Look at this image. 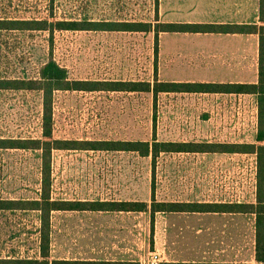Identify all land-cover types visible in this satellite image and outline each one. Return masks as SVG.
<instances>
[{
  "label": "rangeland",
  "instance_id": "rangeland-1",
  "mask_svg": "<svg viewBox=\"0 0 264 264\" xmlns=\"http://www.w3.org/2000/svg\"><path fill=\"white\" fill-rule=\"evenodd\" d=\"M157 0H0V19L151 22ZM155 24V23H154ZM205 37L164 33L160 78L230 83L246 76L235 48L202 44ZM154 33L56 30L0 31V77L35 78L53 58L81 80L154 82ZM233 52L234 54H232ZM232 54V55H231ZM240 57V58H239ZM224 59H235L227 65ZM241 63V62H240ZM233 64V65H232ZM41 93L0 90V138L41 136ZM256 96L250 94L59 91L54 138L258 143ZM256 156L244 153H163L155 165L157 201H255ZM40 152L0 150V198L39 196ZM55 199L151 203V158L133 152L56 150ZM56 211L51 255L57 259L135 260L158 250L166 260L253 261L249 214ZM39 215L0 211V258L39 256Z\"/></svg>",
  "mask_w": 264,
  "mask_h": 264
},
{
  "label": "trees",
  "instance_id": "trees-1",
  "mask_svg": "<svg viewBox=\"0 0 264 264\" xmlns=\"http://www.w3.org/2000/svg\"><path fill=\"white\" fill-rule=\"evenodd\" d=\"M260 19L264 21V0L259 2ZM158 20V0L155 10ZM48 31L53 43L56 30H91L120 32H152L155 38L154 82L150 80H81L72 79L68 69L52 54L40 67L35 78L0 77V90L36 91L41 93V136L39 138H0V150H32L40 152V187L38 198H0V211H34L39 215V256L4 257L0 264H140L135 260L57 259L51 255V217L56 211H89L112 213H149L154 227L157 213H228L249 214L254 219L253 261H186L166 264H264V25H198L104 21L77 22L65 20L0 19V31ZM215 32L259 34V78L256 84L167 82L158 77L159 34L162 32ZM59 91L143 92L152 93L156 105L159 93H242L256 96L258 143H227L210 141H160L154 133L152 140H62L54 138V96ZM82 150L133 152L151 158L153 181L151 203L139 200H69L55 199L53 192V152ZM163 153H244L256 156L255 201L245 202H169L155 197V165Z\"/></svg>",
  "mask_w": 264,
  "mask_h": 264
},
{
  "label": "crops",
  "instance_id": "crops-1",
  "mask_svg": "<svg viewBox=\"0 0 264 264\" xmlns=\"http://www.w3.org/2000/svg\"><path fill=\"white\" fill-rule=\"evenodd\" d=\"M260 0H158V20L154 23H175V24H198V25H264V21L260 19ZM154 23L153 26L155 25ZM172 32V31H171ZM159 34L158 48V77L160 78V64L162 53L160 48V40L164 35ZM176 35L190 37L197 35L205 37L206 45L214 43H222L225 50L235 48L237 54L241 55L240 62L246 76L250 74V79L239 78L230 81L232 84H256L259 78V34L258 33H215V32H172ZM234 54L233 52H231ZM231 54V55H232ZM240 58V57H239ZM235 62V59H224L223 63L229 65ZM233 65V64H232ZM160 78L159 80H161ZM171 81V80H170ZM169 81V82H170ZM181 82V81H171ZM187 82V81H186ZM210 83V82H207ZM223 94V93H217ZM236 94V93H226ZM242 94V93H237ZM252 95V94H250ZM258 117V114H257ZM169 202H194L190 200L178 201L169 200ZM164 214V213H157ZM156 214V215H157ZM155 215V216H156ZM156 218V217H155ZM155 223V222H154ZM191 260H166V263H178ZM195 261V260H192Z\"/></svg>",
  "mask_w": 264,
  "mask_h": 264
},
{
  "label": "built area",
  "instance_id": "built-area-1",
  "mask_svg": "<svg viewBox=\"0 0 264 264\" xmlns=\"http://www.w3.org/2000/svg\"><path fill=\"white\" fill-rule=\"evenodd\" d=\"M147 264H165L163 254L158 250L149 253Z\"/></svg>",
  "mask_w": 264,
  "mask_h": 264
}]
</instances>
